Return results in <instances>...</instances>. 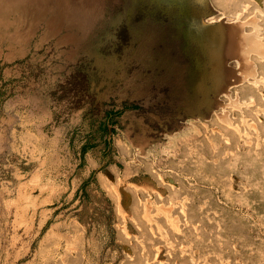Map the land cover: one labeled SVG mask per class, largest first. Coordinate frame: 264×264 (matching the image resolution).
Returning a JSON list of instances; mask_svg holds the SVG:
<instances>
[{
	"label": "rangeland",
	"instance_id": "rangeland-1",
	"mask_svg": "<svg viewBox=\"0 0 264 264\" xmlns=\"http://www.w3.org/2000/svg\"><path fill=\"white\" fill-rule=\"evenodd\" d=\"M38 1L0 12V264H264V0ZM182 16L256 74L188 109Z\"/></svg>",
	"mask_w": 264,
	"mask_h": 264
},
{
	"label": "bare ground",
	"instance_id": "bare-ground-1",
	"mask_svg": "<svg viewBox=\"0 0 264 264\" xmlns=\"http://www.w3.org/2000/svg\"><path fill=\"white\" fill-rule=\"evenodd\" d=\"M59 1L71 3L75 0ZM163 1L179 3L180 7L186 9L190 8L193 1L203 2V0ZM32 9L37 10L35 12L42 11L43 5L38 0H0V12L2 14L17 11L27 14ZM56 15L50 21L51 25L62 21L65 12L60 9ZM181 24L184 27L185 35L196 59L197 67L194 79L198 89L196 91H200L202 95L209 90L206 88V82L209 80L214 81L215 86L213 89H220L227 83L231 71L226 67L225 63L230 57H237L243 78L256 74L254 65H252L253 61H251L252 54L258 53L254 47L256 40L254 37H249L247 32H245L244 25L246 22L242 21L229 29H225L221 25H204L193 16H182Z\"/></svg>",
	"mask_w": 264,
	"mask_h": 264
},
{
	"label": "flooded vegetation",
	"instance_id": "flooded-vegetation-1",
	"mask_svg": "<svg viewBox=\"0 0 264 264\" xmlns=\"http://www.w3.org/2000/svg\"><path fill=\"white\" fill-rule=\"evenodd\" d=\"M148 29V27L145 28V30ZM160 31V30H159ZM156 34L157 36L160 35V32L156 31ZM184 40H185V45H184V50L185 52L190 56V60H191V63H190V67L187 71V74L185 75V73L181 74V70H180V65L178 64H174V67L172 66L173 68V74H170V82H171V85H172V90L175 92L176 89H178V87L180 86V83H182L183 81L186 82L187 84V87L189 89V95L185 97V101H186V107L188 109L191 108V106H197V103H194L193 101L196 100L201 94L200 91H196L194 90V82H195V74H196V59L195 57L193 56V53H192V47L189 45V42H188V39H187V36L185 35V30H184ZM164 37V35H163ZM166 39L168 40L169 42V45L173 43V40H172V36L170 37V35H168L166 37ZM168 45V44H167ZM169 54H172V50L169 49L167 51ZM170 63H172L171 59L172 57H166ZM166 59V60H167ZM178 71V73H177ZM167 79V77H165ZM165 79V81H166ZM206 93V92H205ZM193 102V103H192Z\"/></svg>",
	"mask_w": 264,
	"mask_h": 264
}]
</instances>
